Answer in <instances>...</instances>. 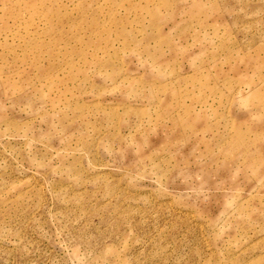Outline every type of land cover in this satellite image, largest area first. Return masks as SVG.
Instances as JSON below:
<instances>
[{"label":"rangeland","instance_id":"rangeland-1","mask_svg":"<svg viewBox=\"0 0 264 264\" xmlns=\"http://www.w3.org/2000/svg\"><path fill=\"white\" fill-rule=\"evenodd\" d=\"M0 264H264V0H0Z\"/></svg>","mask_w":264,"mask_h":264}]
</instances>
